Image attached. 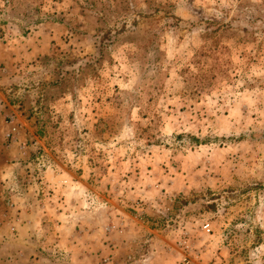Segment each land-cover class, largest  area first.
Wrapping results in <instances>:
<instances>
[{
	"label": "rangeland",
	"instance_id": "rangeland-1",
	"mask_svg": "<svg viewBox=\"0 0 264 264\" xmlns=\"http://www.w3.org/2000/svg\"><path fill=\"white\" fill-rule=\"evenodd\" d=\"M0 264H264V0H0Z\"/></svg>",
	"mask_w": 264,
	"mask_h": 264
}]
</instances>
